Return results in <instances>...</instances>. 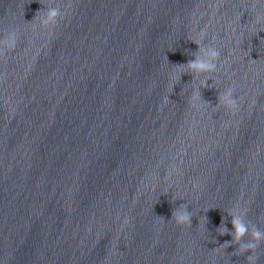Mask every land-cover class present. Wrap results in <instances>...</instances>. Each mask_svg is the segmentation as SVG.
<instances>
[{
    "label": "water",
    "instance_id": "obj_1",
    "mask_svg": "<svg viewBox=\"0 0 264 264\" xmlns=\"http://www.w3.org/2000/svg\"><path fill=\"white\" fill-rule=\"evenodd\" d=\"M194 42L220 53L210 77L178 71ZM205 78L206 103L190 101ZM226 87L236 112L214 107ZM180 205L188 224L171 218ZM233 209L264 230V0H200L114 86L0 171V264H246ZM254 255L264 264V240Z\"/></svg>",
    "mask_w": 264,
    "mask_h": 264
},
{
    "label": "clouds",
    "instance_id": "obj_2",
    "mask_svg": "<svg viewBox=\"0 0 264 264\" xmlns=\"http://www.w3.org/2000/svg\"><path fill=\"white\" fill-rule=\"evenodd\" d=\"M59 15H62V13L57 7H49L44 9L41 12L38 24L42 26L54 24ZM241 15L242 14H240V17ZM17 39L18 33L16 29L9 28L6 32L0 35V47L13 49L16 45ZM195 44L197 45V49L193 54V58L188 60L185 64L179 65L180 67L178 68V71L181 73L185 70H188L193 73L194 77L199 78L202 76L210 77L211 74H214L217 70V59L220 53L212 45L205 46L202 43ZM179 76L175 77V79H179ZM208 79L209 78L202 79L200 80L199 84L191 87V90L188 94L190 101H203L200 96L199 88L205 86V81ZM217 105L224 107L230 112H236L238 110L237 98L233 97V89L231 87H226L222 91L219 90L217 103L214 107ZM230 214L232 216L231 224L233 242L238 244V253L240 254L247 251L249 254L245 256L246 264H257L258 258L256 255H254V253L259 241L264 240V230H261L256 225L246 221L244 219V213L238 211L237 209H233ZM190 215L191 214L185 210L184 205H180L173 210L171 218L174 219L177 224H188ZM221 231H223V229ZM245 236L248 237L247 240L242 239Z\"/></svg>",
    "mask_w": 264,
    "mask_h": 264
}]
</instances>
